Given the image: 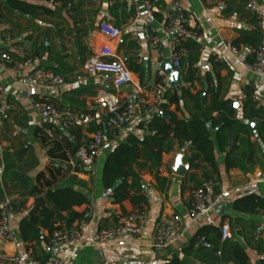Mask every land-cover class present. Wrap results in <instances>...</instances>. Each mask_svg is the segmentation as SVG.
<instances>
[{"label":"crops","instance_id":"1","mask_svg":"<svg viewBox=\"0 0 264 264\" xmlns=\"http://www.w3.org/2000/svg\"><path fill=\"white\" fill-rule=\"evenodd\" d=\"M151 1L154 10L163 15L173 0ZM178 1L179 10L184 13L183 24L197 32L193 40L199 45L195 79L189 92L203 96L209 89L217 90L220 99L233 103L237 123L228 134L224 150L217 143L215 130L206 124L212 141L213 165L203 160L202 154L191 165L189 158L195 150L189 144L178 146L172 138L158 164L141 151L131 166L133 175L114 193L103 186L105 159L128 136L142 139L147 134L145 117L139 107L135 119L123 131L115 133L109 129L105 124L104 97L123 93L126 88L121 87L117 92L108 74L93 73L85 67L86 62L102 44L109 45L145 88L146 98L152 97L158 82L165 83V91L177 92L178 110L174 104L168 110L182 120L195 113L194 100L180 93V88L185 86L182 75L185 69L180 65V86H168L167 75L151 65L149 44L141 26L135 28L138 43L129 34L131 8L141 6V0H130L129 4L122 0H0V20L13 25L14 40L29 48L32 66L65 77L60 85L23 86L0 69L4 88L0 102V216L4 202L8 201L11 209L8 228L12 234L2 249L20 258L12 264L42 262L48 256L68 259L67 264H264L261 240L264 209L257 207L253 212H245L234 205L249 195L264 200V98L260 102L253 100L250 85L253 75L246 67L252 60V48L262 37L261 32L247 7L248 0ZM255 1L258 5L264 3V0ZM157 2L165 8L156 5ZM102 21L123 28L122 35L109 40L98 31ZM154 26L158 47L168 57L169 37L157 18ZM227 43L235 47V54L229 51ZM218 56L222 59L214 60ZM259 83L264 95V77ZM27 90L82 118L92 115L95 121L76 122L63 129L59 121L39 116L25 96ZM210 96L208 92L203 106ZM166 113L168 118L162 119L168 121L170 114ZM97 126L104 130L103 147L101 154L87 166L77 151L91 139ZM180 149H183V164L188 165L183 176L172 172ZM228 154L232 166L226 168ZM205 174L218 182L208 190L210 202L214 195H218V200L207 212L193 218L188 212L191 190L201 184ZM63 186L83 193L87 199L71 208L77 214L88 213L83 245L76 251L66 245L53 248L45 229H42L45 239L22 240L21 218L38 221L41 206H50L44 192L49 187ZM135 210L146 213V222L139 234H122L109 244H97L99 229ZM173 214L182 217L186 230L175 246L153 250L150 242L156 222ZM69 216L70 211H61L55 217L54 226H66ZM220 225L228 227L229 237L225 240L220 238ZM235 247L244 258L235 254Z\"/></svg>","mask_w":264,"mask_h":264},{"label":"built area","instance_id":"2","mask_svg":"<svg viewBox=\"0 0 264 264\" xmlns=\"http://www.w3.org/2000/svg\"><path fill=\"white\" fill-rule=\"evenodd\" d=\"M129 4L130 0H122ZM142 5H133L131 8L130 22L128 32L132 37H136V26L140 25L144 38L149 44L152 67H158L164 60H169L176 67L180 68L179 53L175 50L176 46L185 38H197V32L187 29L183 24L184 13L179 10L180 3L173 0L170 7L164 11L162 22L164 32L169 37L170 54L165 56L158 47V38L154 26V6L151 0H141ZM247 7L255 19V25L261 32V39L251 50L252 60L246 64L247 69L253 75L251 80L252 97L255 102H260L264 98L259 80L264 77V3L258 5L255 0H248ZM99 33L109 40L118 39L124 29L118 26L108 24L105 21L100 22ZM136 43L139 42L135 38ZM227 48L232 54L236 53L235 47L227 43ZM222 56L214 60H221ZM85 67L93 73L108 74L111 77L113 88L118 92L121 87L126 91L120 94L112 93L104 97V106L107 112L105 121L106 126L120 133L136 117L140 107L144 115V124L147 125L154 115L162 111L161 105L164 103L163 93L165 83H157L153 88L152 97H145V88L134 78L123 60L118 58L114 50L107 44H102L95 54L86 62ZM0 69L11 75L16 84L29 86L35 84L38 86H54L64 82L65 77L49 69L33 67L31 51L23 43L15 42L13 37V25L0 20ZM34 110L42 118H49L59 121L63 129H68L73 123H89L95 121L94 116L82 118L79 114L68 108H61L49 99L40 96H34L30 91H25ZM4 97V88L0 82V102ZM104 141V130L97 126L91 139L87 141L77 151V156L82 162L90 166L93 161L101 154ZM218 185L213 178L202 180L201 184L191 190L188 212L195 218L200 214L207 212L210 207L218 200V195L212 197L210 202L208 190ZM9 202L5 201L0 216V264H12L19 261L15 254L5 252L2 245L12 237L8 228V212L10 211ZM14 212V211H13ZM17 215L20 212H14ZM88 213L85 212L71 226H61L56 228L48 237V243L53 248L62 245L69 246L72 251H76L83 245V232L87 225ZM146 213L144 210H135L128 212L118 220L106 227L99 229L97 233V244L103 246L109 244L115 237L122 234H139L145 225ZM186 230V225L181 216L173 214L159 219L151 235L150 247L155 251L166 250L176 245ZM220 238L225 240L229 237L228 227L219 226ZM262 248L264 249V231L261 234ZM219 252H217L218 254ZM68 259L56 256H48L42 262L33 261L32 264H67Z\"/></svg>","mask_w":264,"mask_h":264},{"label":"trees","instance_id":"3","mask_svg":"<svg viewBox=\"0 0 264 264\" xmlns=\"http://www.w3.org/2000/svg\"><path fill=\"white\" fill-rule=\"evenodd\" d=\"M10 1L12 2V0ZM156 5L161 6L162 9L165 8L164 5L158 2ZM153 14L159 21H164L161 11L154 10ZM198 49L199 45L192 38L180 40L175 48L179 53V63L185 69L182 74L185 86L180 88V93L194 100L193 108L195 109V113L187 120L177 119L174 113L168 110V106L174 104L175 109L178 110L180 97L176 91L173 93H170L168 90L165 91L164 98L167 102L163 103L161 108L170 114V118L168 121H165L159 116L154 115L146 125L147 134L142 139L128 136L125 141L114 147L106 157L103 166L102 182L105 189H112L116 193L124 186L125 179L129 175H133L131 166L140 157L141 151L148 155L154 164H158L162 151L168 150L172 138L177 141L178 146L182 147L185 144H189L195 150V153L189 158L191 165L195 159L201 157L200 154L203 155V160L213 165L212 141L206 128L207 123L215 130L219 147L224 150L228 145V134L231 133L234 125L237 123L233 116L235 112L233 103L229 100L220 99L217 90L211 91L209 89L203 96L199 94L195 96L189 92V87L195 79L196 67H194V64L198 61ZM186 53H188L187 56ZM212 60L213 58H211ZM208 92L211 94L210 100L203 106L206 103ZM228 156L229 154L225 162L226 168L232 166ZM208 178L211 177L205 174L204 179ZM124 196L122 194L121 198ZM44 198L50 206H41L38 221L23 217L19 222V234L24 241L45 239L46 237L43 236L42 229L47 230L49 237L58 228V226H54V220L56 216L60 215L61 211H70V216L64 220L66 227L71 226L73 222L82 216L73 212L71 210L72 206L80 205L87 201L83 193L67 186L49 187L44 192ZM234 205L240 211L253 212L257 207L264 209V200L255 195H249L235 201ZM199 234H201V231ZM234 249L236 255H242L239 248L235 247Z\"/></svg>","mask_w":264,"mask_h":264},{"label":"water","instance_id":"4","mask_svg":"<svg viewBox=\"0 0 264 264\" xmlns=\"http://www.w3.org/2000/svg\"><path fill=\"white\" fill-rule=\"evenodd\" d=\"M158 69L163 71L167 75V84L168 86H172L174 88H178L180 86V74H181V69L176 68L171 61L169 60H164L162 61ZM236 106V105H235ZM157 115L161 118H168V114L164 111H160L157 113ZM182 153L183 149H180L178 151V155L175 159V164L172 169V172L176 175L183 176L188 169L187 164H183L182 161Z\"/></svg>","mask_w":264,"mask_h":264}]
</instances>
